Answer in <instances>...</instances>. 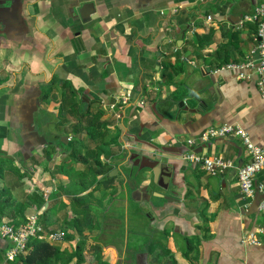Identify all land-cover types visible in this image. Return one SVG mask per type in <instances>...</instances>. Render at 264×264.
I'll return each mask as SVG.
<instances>
[{"label":"crops","instance_id":"0c3cea01","mask_svg":"<svg viewBox=\"0 0 264 264\" xmlns=\"http://www.w3.org/2000/svg\"><path fill=\"white\" fill-rule=\"evenodd\" d=\"M261 1L19 0L13 11L3 0L0 151L29 167L28 181L8 184L16 210L29 195L42 193L44 206L29 205L24 213L48 210L53 227L57 218L50 208L64 202L67 211L61 214L79 221V229L70 228L75 240L86 239L83 254L97 260L92 247L98 243L107 264H124L128 254V264H264V244L243 239L264 227L259 211L264 192L247 199L236 168L213 175L185 159L195 151L246 163L248 153L234 136L188 143L222 124L242 126L264 147V93L256 66L226 67L250 57L257 63L258 25L240 22ZM31 110L45 128L44 145L25 135ZM55 112L61 117L52 130L48 119ZM77 127V150L86 161L76 160V168L93 183L68 197L59 194L56 183L67 178L60 169ZM53 144L55 156L50 151L35 172V155ZM156 156L171 164L174 184L155 182L149 163ZM53 161L59 164L57 176L49 175ZM18 186L24 197L15 193ZM93 203L97 210H91ZM117 207L125 208V221L128 213H144L147 220H139V229L124 226L122 236L114 235L115 243L106 246V234L117 226ZM70 221L66 217L61 225ZM131 235L138 237L136 247L130 246ZM67 240L62 246L70 249L74 240ZM9 246L0 233V264H11Z\"/></svg>","mask_w":264,"mask_h":264},{"label":"built area","instance_id":"2783aa9c","mask_svg":"<svg viewBox=\"0 0 264 264\" xmlns=\"http://www.w3.org/2000/svg\"><path fill=\"white\" fill-rule=\"evenodd\" d=\"M211 19V16L209 17ZM244 21L256 22L258 29L256 32L257 46L254 57L248 58L242 63L232 62L226 65L231 69H244L256 66L258 74V84L264 93V0L255 8L253 13L245 14L240 23ZM244 76L241 74L239 77ZM127 96H123L125 101ZM234 136L244 145L248 153V161L237 165L232 160L224 159L221 155L206 156L195 151L186 153L185 159L191 163L199 165L209 174H222L224 171L236 168L238 184L242 195L247 198H254L258 191L264 192V147L255 144L250 134L238 124H222L218 127H208L203 130L198 138L189 139L188 143L194 145L199 142H208L215 138H226ZM261 174V178L258 176ZM259 211H264V200L259 205ZM41 213L34 212L28 216V221L19 227L9 223L0 225V233L10 241V246L6 251L7 260H14L20 253L26 251L33 238L46 240L51 243H58L64 240L63 231L47 230L41 222ZM244 241L250 245L264 244V227H258L249 231L244 236Z\"/></svg>","mask_w":264,"mask_h":264},{"label":"rangeland","instance_id":"374dc122","mask_svg":"<svg viewBox=\"0 0 264 264\" xmlns=\"http://www.w3.org/2000/svg\"><path fill=\"white\" fill-rule=\"evenodd\" d=\"M58 112H59V114L61 113L60 111H58ZM59 114L55 112V113H52L50 115V117L48 119L49 120V124L48 125L50 126V129L53 130L54 127H55V124L58 123L59 117H61V116H59ZM38 119L39 118L37 116V119L34 122L35 130L37 132H39V134L41 136H44L45 135V130H44L45 128L42 127L43 125L42 126L40 125ZM61 123H63V121H61ZM64 123L72 124V122L69 121V120L67 121V119L66 120L64 119ZM71 128L69 127V129H71ZM58 139H59V137H58ZM54 147H55L54 144H53V147H52V145L49 147V152L51 151L52 156H55V153H56V149ZM3 152L4 151H2V152L0 151V155L3 154V156H4V159L3 160H5L7 158V160H5V162L8 163L7 165H3L4 166V170H5L4 171V174H5V176H7V183L5 182L6 185H8V184L12 185V182H11L12 179H15V181L20 180L21 181L20 183L23 185L22 182H25V181H28L29 180L28 173H27V170H26L29 167L21 166L19 164V160L17 158H13V156H10V155H8L9 156L8 157ZM70 152H71V150L68 151L67 153L69 154ZM45 153H47V152H45ZM39 154H41V152L37 153V155H35V157H37V156H43L44 157V151L43 150H42V154L41 155H39ZM68 156H70V154L66 156L67 159H68ZM67 159L66 160L64 159L65 162L63 163V168L60 169V171L63 170V174L67 178L63 180L64 182L63 181H58V183H56V184L58 186V189L57 190L59 191V194L60 193L61 194L64 193L66 196L71 197L73 195H78V193L83 189V186H82L81 183H82L83 179L84 178H88V176H83L82 173H80L79 170L76 168L77 161H76L75 158H72V160H69V159L67 160ZM50 168L52 170L51 171L52 173L49 174L50 176H57V175H59V172H58L59 171V164H56V161L55 162L54 161L52 162ZM12 169H14L16 171L13 172ZM42 170H43V168L41 167L40 168V171H39V175H41L43 173ZM126 172L129 175V177L136 178L135 177L136 174H133V172H130L128 169L126 170ZM39 177L41 178V176H39ZM50 181L54 182L51 179H50ZM129 181H131V180H129ZM22 185H20V187ZM57 186L53 185L52 189L53 190L56 189ZM20 187L18 186V188H16L15 193L16 194H19L20 197H24V195H23L24 193H22L23 191L20 190ZM27 188H30V187H27ZM100 189H101V186L99 187V190ZM97 192H98V190H97ZM86 199H87V197H86ZM89 199L90 200L92 199V201H93L94 198H92V196H91V197H89ZM81 200L82 199H76V202H81ZM23 204H24V201L23 202H20V205L17 206V208H20ZM91 205H92V207H91L92 209L91 210H97L98 209L97 208L98 207L97 206V203H93ZM129 205L130 206L131 205L133 206L132 210L136 209L134 207H137V204H135V203L134 204H129ZM14 206H16V203H14ZM130 206H128L129 209H127V212H131ZM116 210L118 211L117 212V216H116L117 219L115 220V225H117V226L114 227L115 228L114 230L112 228L113 231L111 230V232H109V234H106L107 232H105V230L103 232V234L109 235V237L103 241V243L106 246H109V245H112V244L115 243V241H114V235H117V236H120V237L122 236V234H123V227L124 226H126V225H128V226L131 225L132 226V224H134V225H137L136 228L139 229V227H138L139 226L138 225L139 224V220H143L144 222L147 220L145 218L144 213L143 214H140V215L137 214V213H130V214L128 213L127 214V216H128L127 217V220L125 221V216H126L125 213H124V212H126L125 208L124 207H117ZM66 211H67V205L64 202H58L57 204L54 203V205L52 206V208H50L51 215L53 217L56 216L55 218H57L56 220H53V225L55 223V225H54V227H55L54 231H63L65 233V236H67V238H64L63 241L58 242L57 244H65V241L67 239L74 240L73 244H71V248L70 249H67V248L63 249L64 252H62V255L69 254L68 251H70V252L73 251L75 249V246H76L77 242H78V241L75 240L76 237L74 235L71 236V235H69V233H67V232H69V229L67 228V225H65L64 223L62 224V226L64 225L63 226L64 229L61 226V223L65 221V218L66 217H69L73 221V217H72L73 215L72 214L70 216H68V215L67 216H63L64 212H66ZM61 212H63V214H61ZM67 213L69 214L70 212H67ZM129 217H130L131 222H129L130 221L129 220ZM75 221L77 223H79V221H77V220H75ZM75 221H73L74 224H76ZM82 222H83V220H82ZM84 224H83V226H84ZM127 233H128V231H126V234ZM128 235H129V233H128ZM91 236H93V235L91 234ZM129 241H132L133 242V244L130 245L131 247H136L134 243H135V241H138V237H136V236L133 235L132 238L129 239ZM60 246L62 248H64V246H62V245H60ZM84 253H85V256L86 257L84 258V262H82L81 264H98L97 263L98 261L100 263L102 262V256L103 255L101 254V250L95 252V256H96L97 260L91 259L92 257L90 255H92V254H90L88 251H86ZM75 261H76V259L74 260V262ZM123 263L124 264L130 263V256H129V254L126 255V259H125V261Z\"/></svg>","mask_w":264,"mask_h":264},{"label":"trees","instance_id":"16d2710c","mask_svg":"<svg viewBox=\"0 0 264 264\" xmlns=\"http://www.w3.org/2000/svg\"><path fill=\"white\" fill-rule=\"evenodd\" d=\"M86 119L88 120L89 118ZM77 132H79L78 127L75 128L72 133V135L74 134V136H73V140L71 139L72 141L70 144L72 147L70 157L75 158L78 161L79 159H83V156L81 157V154L78 153L77 150L78 149L77 146L79 143V139L76 138V134H78ZM43 151L45 157L49 153V148H46ZM44 157L37 156L35 158V165L33 168L35 172L37 170V165H39L43 161ZM3 159L4 156L1 154L0 155V220L3 223L6 222L16 227H19L21 224H24L28 221V217H26L24 213L25 210L28 208V206L36 205L37 208L40 209L44 206L46 200L44 199L42 193L34 192L32 195H29V197L27 198V202L24 205H22L20 208H18L19 210H16V206H14V203H16V201L12 195L11 188L8 185H4L2 183L3 180H5V174H4L5 170L3 165H5L6 163L5 160H7V158L5 160ZM83 160L86 161V158H84ZM96 162L101 163L99 159L96 160ZM83 176H87V175L84 174ZM92 183L93 182L92 181L90 182L88 178H84L81 183L83 186V190L88 189ZM48 220H49V212L48 210H46L44 211V213L41 214V221L43 222L47 230L48 229L54 230L55 229L54 225L53 227H51V225L48 223ZM70 223L72 222L70 221ZM65 225H67V228L69 229L68 233L71 236L75 234L74 232H72L73 230L70 231V228H72V226L79 229V224L77 222L76 224L67 223ZM63 226L62 228L64 229ZM85 244H86V239L81 238L77 242L75 249L72 252L68 251L69 254L62 255V252H64L63 249H65V247L62 248L60 246L62 244L51 243L46 240L33 238L30 241L26 251L20 253L14 260H10V261L11 264H81L82 262H84V258H85V255L83 254ZM92 249L95 251H99L100 249H102V246L97 243L92 247ZM75 259L76 261L74 262ZM102 264H107V263L102 262Z\"/></svg>","mask_w":264,"mask_h":264},{"label":"water","instance_id":"95a60500","mask_svg":"<svg viewBox=\"0 0 264 264\" xmlns=\"http://www.w3.org/2000/svg\"><path fill=\"white\" fill-rule=\"evenodd\" d=\"M10 2L9 6H6L7 8L18 11L19 10V0H8ZM3 4L0 3V10L3 9ZM34 110H31L28 112L27 118H26V136L31 139H35L37 141V145H44L47 143V139L44 136H41L39 132L35 130L34 127ZM68 136H64V138H67ZM170 163L166 161L165 159H162L161 157H155L154 159H151V162L149 163V168L151 172L153 173L155 177V182H159L160 184L170 182L171 184H174V177L171 175L170 170ZM117 172L118 169H115ZM160 177V178H159ZM174 195H177L176 192H171Z\"/></svg>","mask_w":264,"mask_h":264},{"label":"flooded vegetation","instance_id":"af4514ba","mask_svg":"<svg viewBox=\"0 0 264 264\" xmlns=\"http://www.w3.org/2000/svg\"><path fill=\"white\" fill-rule=\"evenodd\" d=\"M3 2V0H0V3ZM68 139L70 138L69 136L67 137Z\"/></svg>","mask_w":264,"mask_h":264}]
</instances>
